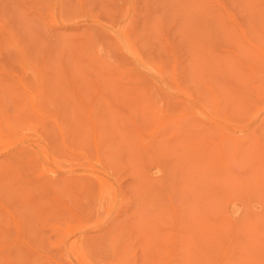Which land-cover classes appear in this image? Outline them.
Segmentation results:
<instances>
[{"label":"rangeland","instance_id":"1","mask_svg":"<svg viewBox=\"0 0 264 264\" xmlns=\"http://www.w3.org/2000/svg\"><path fill=\"white\" fill-rule=\"evenodd\" d=\"M0 264H264V0H0Z\"/></svg>","mask_w":264,"mask_h":264}]
</instances>
